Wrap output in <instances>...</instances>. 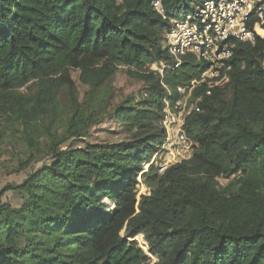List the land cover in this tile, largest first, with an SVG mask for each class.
<instances>
[{"label": "trees", "instance_id": "1", "mask_svg": "<svg viewBox=\"0 0 264 264\" xmlns=\"http://www.w3.org/2000/svg\"><path fill=\"white\" fill-rule=\"evenodd\" d=\"M200 1L161 0L170 17ZM168 26L150 0H0V117L31 144L28 162L42 138L49 157L6 188L22 202L0 203V264H264V37L238 42L231 68L194 90L203 100L186 120L193 157L142 172L164 135L161 79L173 89L202 70L192 60L163 77L149 70L170 60ZM120 67L146 86L116 109L136 133L61 148L103 120L104 86Z\"/></svg>", "mask_w": 264, "mask_h": 264}, {"label": "built area", "instance_id": "2", "mask_svg": "<svg viewBox=\"0 0 264 264\" xmlns=\"http://www.w3.org/2000/svg\"><path fill=\"white\" fill-rule=\"evenodd\" d=\"M150 4L169 24L164 42L170 60L159 62L153 71L163 77L164 72L179 68L184 61L202 65L196 79L173 89L160 81L167 95L161 115L164 135L151 160L143 163L142 172L153 165L158 174H163L169 167L193 157L196 147L186 133V120L192 113L201 111L203 100L194 90L201 85L216 84L231 68L230 60L238 42L254 43L255 36L261 37L259 31L264 34V0H201L179 17L166 16L161 0H150ZM138 181L139 189L143 185L140 176ZM134 239L146 250L141 235Z\"/></svg>", "mask_w": 264, "mask_h": 264}, {"label": "rangeland", "instance_id": "3", "mask_svg": "<svg viewBox=\"0 0 264 264\" xmlns=\"http://www.w3.org/2000/svg\"><path fill=\"white\" fill-rule=\"evenodd\" d=\"M193 5V2L190 3ZM180 16L183 14L180 11ZM261 37H264L262 31H259ZM149 70H156V65H151ZM80 72L78 70L71 71L72 80L75 82L78 99L81 103H85V94L88 86L79 79ZM25 89H21L24 91ZM107 91L105 101L107 107L105 109L103 120L87 129L88 134L81 138H70L60 147H83L84 143H113L128 140L132 134L136 133V128H129L128 125L122 123L116 116V109L124 105H134V99L141 97L146 90L144 82L138 78L130 77L126 73V69L120 67L110 80L104 86ZM228 97V96H226ZM60 105L63 106L66 113L69 110V99L66 91L58 96ZM96 105V99L90 101ZM37 150L38 159L28 162V156L32 149L23 136L21 128L12 127L2 117H0V203H9L12 207H18L22 202V195L17 190H6L8 185L17 186L25 181L27 176L42 164L48 162L49 157L46 156L45 143L46 139L42 138ZM33 145H36L33 142ZM219 184L226 183V179L220 178ZM146 189L145 185H141L140 192ZM105 202V201H104ZM106 203V202H105ZM108 204V203H107ZM112 208V207H110ZM153 261V260H152Z\"/></svg>", "mask_w": 264, "mask_h": 264}]
</instances>
